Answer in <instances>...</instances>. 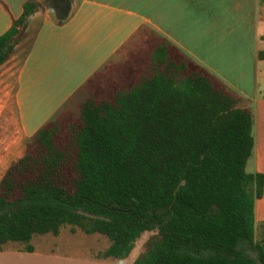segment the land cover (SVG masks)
I'll return each instance as SVG.
<instances>
[{
	"label": "trees",
	"instance_id": "16d2710c",
	"mask_svg": "<svg viewBox=\"0 0 264 264\" xmlns=\"http://www.w3.org/2000/svg\"><path fill=\"white\" fill-rule=\"evenodd\" d=\"M38 4L0 36V67ZM74 111L33 135L0 177V252L36 237L99 235L95 258L132 264H264L254 242V117L244 100L157 36L95 74Z\"/></svg>",
	"mask_w": 264,
	"mask_h": 264
},
{
	"label": "crops",
	"instance_id": "0c3cea01",
	"mask_svg": "<svg viewBox=\"0 0 264 264\" xmlns=\"http://www.w3.org/2000/svg\"><path fill=\"white\" fill-rule=\"evenodd\" d=\"M68 1L0 0V36L21 16L27 2L38 4V9L27 19L24 29L34 22L39 36L58 35L37 38L39 54H44L53 42H64L66 31L76 35L91 31L85 38L94 40L95 45H90L94 51L84 63L86 77L81 88L95 74L123 63L134 51L123 53L125 48L130 49L136 40L143 43L151 36L166 40L251 108L254 146L247 172L264 175V0H77L73 15L62 21L64 4ZM50 10L59 18L56 17L57 23L51 19ZM80 17L78 26L72 30ZM96 23L100 26L98 33L93 30ZM23 33L24 39L0 75L9 80L6 86L14 91L18 107L24 111L27 97L22 98L23 89L19 91L10 79L15 71L13 58L17 49L21 51L20 57H25L27 63L31 61V53L27 52L30 48L21 47L29 40L24 30ZM115 56L124 60L111 63ZM38 119L41 117L37 116ZM254 242L264 248V196L254 203Z\"/></svg>",
	"mask_w": 264,
	"mask_h": 264
},
{
	"label": "rangeland",
	"instance_id": "374dc122",
	"mask_svg": "<svg viewBox=\"0 0 264 264\" xmlns=\"http://www.w3.org/2000/svg\"><path fill=\"white\" fill-rule=\"evenodd\" d=\"M76 1L69 0L64 4L62 21L69 20L73 15ZM50 16L53 22L57 23L59 18L56 14L54 16L51 10ZM80 20L81 17L77 19L72 30L78 26ZM97 24L93 28L95 33L100 31ZM23 30L29 36V40L21 47L30 48L27 52L31 53V61L27 63L28 60L20 57L21 51L17 49L13 58L15 71L12 72L10 79L19 91L23 89L20 91L22 98L27 97L24 111L18 107L19 100L14 91H10L6 86L9 80H5V75H0V177L13 161L23 155L31 138L45 122L48 123L62 113L75 110L81 99L80 88L86 77L84 63L94 51L90 45H95L94 40L85 38L91 31L77 35L66 31L63 35L64 42H53L44 50V54H39L41 48H36L35 41L45 36L56 38L58 35L52 33L39 36L38 27L35 29L34 22L29 23ZM140 43L136 40L130 44V49L125 48L123 53L135 50ZM119 56L113 57L111 63L124 60ZM6 66L0 68V72ZM49 111H53V114H48ZM37 116L41 119L36 121ZM149 237V234L142 235L129 257L123 263H116L95 258L108 247L105 238L99 235L87 236L81 232L71 233L67 228H63L57 237L50 235L36 237L32 242L36 251L33 254L17 253L19 247L9 245L0 252V264H132L142 253Z\"/></svg>",
	"mask_w": 264,
	"mask_h": 264
}]
</instances>
